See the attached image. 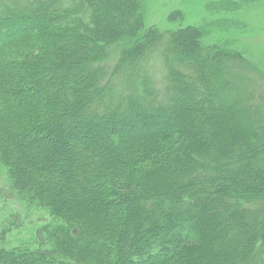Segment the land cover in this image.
Here are the masks:
<instances>
[{
  "label": "trees",
  "instance_id": "1",
  "mask_svg": "<svg viewBox=\"0 0 264 264\" xmlns=\"http://www.w3.org/2000/svg\"><path fill=\"white\" fill-rule=\"evenodd\" d=\"M108 4L0 0V48L22 49L0 55V165L54 220L33 245L1 246L0 264H264V81L186 32L147 35L142 0ZM180 92L191 109L176 103ZM79 115L98 127L188 124L145 129L146 144L129 131L117 150L77 128ZM65 127L75 144L54 155L44 137Z\"/></svg>",
  "mask_w": 264,
  "mask_h": 264
},
{
  "label": "rangeland",
  "instance_id": "2",
  "mask_svg": "<svg viewBox=\"0 0 264 264\" xmlns=\"http://www.w3.org/2000/svg\"><path fill=\"white\" fill-rule=\"evenodd\" d=\"M142 1L143 11L140 14L146 31H148L147 35L157 32L168 38L171 35L179 36L182 33L184 35L186 32L192 35L193 38L191 39H194L196 43L199 42V44L203 45V48L208 50V53H216L221 48L228 53L240 55L242 59L252 65H248L245 68L247 69L246 71L241 64H238L236 71L239 75L242 77V71H245L250 81H254L257 86L264 81V0ZM108 3L112 4V0H108ZM103 11L106 17L110 16L112 18L114 16L113 12L105 11L104 9ZM33 26L34 23L29 22L28 28ZM192 33L195 34V37ZM30 36L32 37L31 44L33 45L34 37L37 36L35 33ZM38 45L39 42L37 43ZM9 47V45H6L0 48V55L4 51L20 53L22 50L21 46L12 51ZM34 56H37V53ZM73 58L75 59V57ZM150 66L153 69L161 68V65L158 66L154 62ZM251 67L256 71H250ZM251 94L254 99L259 100L260 95L258 93L251 91ZM179 96L180 101L176 99V103L178 102L179 106L184 105L191 109L196 104L193 96L187 92H180ZM259 101L262 102V100ZM262 103L264 108V102ZM74 119L72 121H75L74 124H81L86 129L94 130L95 141L101 147H105L110 142L117 150L120 147V139L129 134L127 133L129 131L141 132V134L136 135L141 137L137 140L146 144L148 140L142 136V133L146 130L155 132V136L160 133L167 135L170 130L178 131L181 129L183 131L188 124L184 123L179 116L167 120L161 119V121L151 123L149 126L137 118L126 122L122 120L120 122L117 119L109 124L102 121L103 124L100 127L91 123L84 115H79ZM94 122L98 123L97 121ZM140 125L143 127H140ZM66 128L57 136L48 135L44 137V140L49 144V150L54 155L61 154V152L68 153V148L66 147L72 148V145L75 144V141L66 138L68 135ZM77 128L80 129L82 127L79 125ZM102 128L105 129L104 132L101 130ZM215 130L217 131V129ZM109 132L117 133L115 137L116 139L118 138L117 143L110 140ZM60 136L62 142L57 144L55 142L56 138ZM130 137L134 138L135 136L127 135L126 138ZM45 148V146H42L41 150H45ZM15 191L13 186H11L5 168L0 165V229H8L9 223L12 222L11 217L17 220L15 226L10 228L11 231L4 238V242L0 243V247L5 246L10 249L33 245L37 232L54 222L47 211L31 201L30 196L18 194Z\"/></svg>",
  "mask_w": 264,
  "mask_h": 264
}]
</instances>
